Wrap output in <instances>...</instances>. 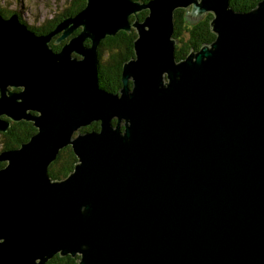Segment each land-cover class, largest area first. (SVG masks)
Segmentation results:
<instances>
[{"label": "water", "instance_id": "95a60500", "mask_svg": "<svg viewBox=\"0 0 264 264\" xmlns=\"http://www.w3.org/2000/svg\"><path fill=\"white\" fill-rule=\"evenodd\" d=\"M190 7L217 37L177 62ZM133 30L120 92L101 91V42ZM20 121L37 132L0 152V264H264V0H86L41 35L0 14V134Z\"/></svg>", "mask_w": 264, "mask_h": 264}, {"label": "trees", "instance_id": "16d2710c", "mask_svg": "<svg viewBox=\"0 0 264 264\" xmlns=\"http://www.w3.org/2000/svg\"><path fill=\"white\" fill-rule=\"evenodd\" d=\"M141 3H147L149 0H135ZM262 0H230L231 7L237 12H252L257 9ZM86 6V0H74L66 12L53 20L48 21L40 27H29L36 34H47L51 32L55 26L62 20L63 17L75 16ZM0 13L4 17H9L16 12L6 15L3 10ZM148 15V10L139 12L138 20L143 21ZM131 21L135 20L131 16ZM212 19L211 14H207L204 18L197 22L191 23L186 20V10L178 9L175 12L174 18V39L177 40L176 46V59L182 61L186 59L192 50H200L203 45H212L217 35L213 33L210 22ZM81 29L75 31L78 34ZM61 35V34H60ZM138 34L135 30L132 32H119L115 37L105 38L100 45L99 54L104 56L107 54L105 63H100L99 67V84L102 88L109 92L119 93L122 88L121 74L123 64L134 56V42ZM56 38L52 40L51 46L54 51H59L61 45L55 44ZM89 44V42H87ZM115 123V121H114ZM100 124L98 122L92 123L90 126L85 127L82 132L86 131H99ZM37 132L30 122L13 123L8 132L0 134L4 145L3 150H10L19 148L22 143L28 142L31 137ZM78 159L73 153L70 146L60 151L56 161L49 167V174L53 180H63L67 178L75 169ZM5 162H0V169L5 167ZM79 257L73 258L72 256L60 257L55 256L47 264H78Z\"/></svg>", "mask_w": 264, "mask_h": 264}, {"label": "rangeland", "instance_id": "374dc122", "mask_svg": "<svg viewBox=\"0 0 264 264\" xmlns=\"http://www.w3.org/2000/svg\"><path fill=\"white\" fill-rule=\"evenodd\" d=\"M73 1L74 0H0V10L6 12H16L23 24H26L29 27H40L41 25L46 24L48 21L62 16L71 6ZM186 11L190 13L191 7ZM87 45L90 46V44ZM176 45H178V42ZM74 55L77 59L82 60V57L76 53H72L71 57L74 58ZM106 57L107 54L104 56L99 55V65L100 63H105ZM99 87L101 88L100 84ZM23 89L24 88L16 89L15 91L23 92ZM1 141L2 138L0 135V152H2L4 149V145L1 143Z\"/></svg>", "mask_w": 264, "mask_h": 264}, {"label": "bare ground", "instance_id": "6f19581e", "mask_svg": "<svg viewBox=\"0 0 264 264\" xmlns=\"http://www.w3.org/2000/svg\"><path fill=\"white\" fill-rule=\"evenodd\" d=\"M76 58V57H75ZM79 60V59H78ZM98 87H99V83H98ZM100 88V87H99ZM101 91H105V89H103L102 87L100 88ZM89 133H92L93 131H88Z\"/></svg>", "mask_w": 264, "mask_h": 264}, {"label": "flooded vegetation", "instance_id": "af4514ba", "mask_svg": "<svg viewBox=\"0 0 264 264\" xmlns=\"http://www.w3.org/2000/svg\"><path fill=\"white\" fill-rule=\"evenodd\" d=\"M4 13L6 14V15H10L9 13H11V12H6V11H4ZM2 16L4 17V15L2 14ZM21 122V121H20ZM25 122V121H24Z\"/></svg>", "mask_w": 264, "mask_h": 264}]
</instances>
